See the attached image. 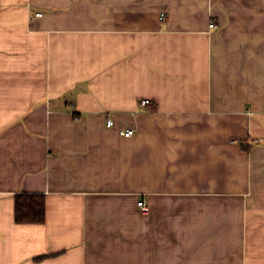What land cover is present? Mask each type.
Returning a JSON list of instances; mask_svg holds the SVG:
<instances>
[{
	"label": "crops",
	"instance_id": "crops-1",
	"mask_svg": "<svg viewBox=\"0 0 264 264\" xmlns=\"http://www.w3.org/2000/svg\"><path fill=\"white\" fill-rule=\"evenodd\" d=\"M0 264H264V0H0Z\"/></svg>",
	"mask_w": 264,
	"mask_h": 264
},
{
	"label": "trees",
	"instance_id": "trees-1",
	"mask_svg": "<svg viewBox=\"0 0 264 264\" xmlns=\"http://www.w3.org/2000/svg\"><path fill=\"white\" fill-rule=\"evenodd\" d=\"M245 148L247 144L242 143ZM14 217L17 223H44L46 197L43 193L22 192L15 195Z\"/></svg>",
	"mask_w": 264,
	"mask_h": 264
},
{
	"label": "built area",
	"instance_id": "built-area-1",
	"mask_svg": "<svg viewBox=\"0 0 264 264\" xmlns=\"http://www.w3.org/2000/svg\"><path fill=\"white\" fill-rule=\"evenodd\" d=\"M210 26H211V27H215L216 24L212 22V23L210 24ZM148 102H149L148 99H144V100L141 101L142 105H145V104L148 103ZM108 124H109V125L113 124L112 119H108ZM133 133H134L133 129H126V130L122 131V134H123L124 136H130V135H132ZM138 206H139V208L141 209V211H142L143 213H147V212L149 211V209H150L149 202H148V200H147V198H146L145 196H142V197L138 200Z\"/></svg>",
	"mask_w": 264,
	"mask_h": 264
}]
</instances>
